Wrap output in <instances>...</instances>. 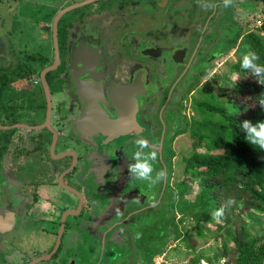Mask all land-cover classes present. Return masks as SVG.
<instances>
[{
  "label": "flooded vegetation",
  "instance_id": "af4514ba",
  "mask_svg": "<svg viewBox=\"0 0 264 264\" xmlns=\"http://www.w3.org/2000/svg\"><path fill=\"white\" fill-rule=\"evenodd\" d=\"M85 1L90 0H68L62 10ZM131 1L96 0L72 11L97 9L93 17H91L92 14L89 17L81 16L85 19L78 26L77 23L65 21L69 28L65 31L64 42L62 41L61 44L59 42L61 64L57 70L49 73L52 74V79L59 78L62 86V91L53 92L49 83L53 97L50 129H54L55 134L49 128L27 130L29 134L40 137L39 141L43 140V145L39 150L28 147V144L20 148V153L32 152V154L49 148L50 154H54L53 159L59 162L56 164L55 171L57 176L65 173L61 181L67 185V190L61 188L58 181L53 188L65 191L69 197L72 194L80 198V202L78 200L74 202L78 204L76 211L80 212L79 218H85L86 214L92 213L90 209H93V214H96L95 220L90 219L91 222H85L82 225V229L90 234L89 241L95 249L97 248V250H90L95 254L101 253L100 249H102V259L105 263L112 259L113 254L115 257L117 250H124L123 256L118 258L115 264L131 262L133 258L128 251L132 240L131 235L136 233L137 228L148 223L140 217L154 208L148 200V190H144L150 187L146 186L149 182L137 180L128 171L129 164L134 162L136 151L134 141L142 137L149 145V148L143 151L155 150L158 153L152 165L153 176L160 170L155 167L160 161L167 170V178L171 172L170 180L173 182L176 156L184 148L183 134L188 133L187 137L189 136L190 141L195 143L191 131L198 124L188 128L186 123L179 125L175 121L188 120L183 109L188 103L194 104L195 98H191V95L198 89L197 81L201 77L209 76L219 60L227 59L224 64L228 63L233 47V43L223 47L211 59L210 54L213 52L207 54L209 50L203 47V43L208 39H213L214 42L224 40L225 32L230 30L226 21L229 18L228 9L232 8L235 12L238 23L234 24L233 28H238V24L239 26L241 24L237 19L239 13V19H242L243 15H246L244 12L248 13L257 7V0L251 1L249 4L251 8L243 6L247 0H228L227 4L225 0H212L210 6L216 4L212 11L207 4L201 3V5L204 4L201 6L193 0H133L134 3ZM104 5L109 6L108 10L101 9ZM198 11L199 15H197ZM151 14L154 15L151 16ZM154 20L161 21L165 28L158 39L152 38L151 35V32L156 30L153 29ZM166 29H169L168 33ZM143 30L148 31L145 32L146 37H141ZM163 36L167 37L168 43L164 42ZM193 38L196 43L200 41L198 48L190 46ZM53 53L55 56V51ZM53 63L54 58L48 66L35 74L38 79H35L36 85L43 87L41 75ZM180 67H182L180 73L176 72ZM157 69L165 75L167 82L155 77ZM171 77L174 79L172 80ZM44 98L37 105V110L33 111L35 117L33 124L29 120L20 121L15 118L12 122L10 121L12 119L5 118L0 120L2 124L0 131L15 129L19 127L18 125L33 128L45 125L49 111L46 95ZM94 102H99L98 107L94 105ZM23 103L24 101L20 106ZM26 104L25 107H28L27 102ZM10 112L11 117H14V112ZM103 112L104 116L112 121L111 129L108 127L101 129L100 125L95 126L94 129V125L85 123V120L92 117L94 113L104 117ZM37 115L42 121L36 119ZM58 120L60 122L57 124ZM122 120L128 124L120 127L119 122ZM79 123L81 130L77 126ZM21 130L25 131L24 128ZM45 131L51 134L50 138L42 134ZM80 131L91 136L82 138ZM29 137L32 136L29 135ZM16 139L21 140V138ZM6 142L5 146L0 143V153L3 146L7 151L9 139H6ZM53 143H55L54 147ZM58 146L63 149L57 154ZM16 164L19 168L20 164ZM23 168H19L16 176L5 177V182L0 187L2 210L5 213H11L8 202L18 195L22 199L21 204L24 207L27 206L25 207L27 212L34 209L39 200H46L50 208L54 210L56 206L49 196L51 192L47 191L45 186H37L32 179L22 178ZM67 178L71 182L82 183L88 194L79 193ZM168 181H166V187ZM173 190L174 187L171 184V191ZM174 195L173 192L171 197L175 203L177 198ZM23 201L26 203L23 204ZM22 208V206L19 209L17 207L16 210L22 214ZM123 211H126L125 218L129 215L131 217L122 222V219H116V217ZM13 213L16 212L13 211ZM132 226L134 230L131 229ZM88 243L91 245L90 242ZM60 250L61 246L53 257H50L51 252H49L48 255H38L32 259H15L17 264H55L56 262V264H71V259L67 258L68 255L66 256L64 252L60 254ZM2 251L3 248L0 247L1 254ZM58 255L60 257L57 259ZM141 260H135L133 264H149ZM13 263V261L0 262V264Z\"/></svg>",
  "mask_w": 264,
  "mask_h": 264
},
{
  "label": "rangeland",
  "instance_id": "374dc122",
  "mask_svg": "<svg viewBox=\"0 0 264 264\" xmlns=\"http://www.w3.org/2000/svg\"><path fill=\"white\" fill-rule=\"evenodd\" d=\"M66 1L68 0H0V77H4L2 79L4 81L0 82H3V84H6L7 86L5 88V92H2L4 97L3 100L0 99V120L9 118L12 119L10 121L13 122V120L16 118L20 121L29 120L30 123H34L35 117L33 116V111H35L37 108V103L39 100L45 99L43 87L35 84V81L38 79L36 78L34 71L37 73L41 71V67H39L40 61H38V59L44 56L47 57L49 54V56H51L53 52V49L51 48V41L53 40L54 36L52 31L54 22L57 16L60 14V12L56 14V7L58 5L61 6L65 4ZM124 1L130 2V0ZM211 1L212 0H193V2L199 5H201V3L207 4L212 11L216 4L210 6ZM251 1L252 0H247V3L243 6L251 8L249 5L251 4ZM134 2L135 1L133 0L131 1V3ZM256 3V9L253 11H248V13L244 12L246 15H243L244 17L242 19H239V13L237 19L241 22V24L240 26L238 24V28H233L234 24L237 25L238 23L235 12L232 8L228 9L229 18H227L226 21L229 24L230 30L225 32L224 40H218L217 42H214L213 39H208L204 41L203 47L209 50L207 54L213 52L210 54L211 59L213 58L214 54L221 51L223 47L225 48L227 45L233 43L230 53V60H228L229 62L225 64L224 61L227 62V59L219 60L215 63V67L212 69L213 71L209 76L201 77L197 81L196 87L198 89L194 90L193 94L191 95V98H195L193 102L194 104L188 103L183 109V113L187 116L188 120L184 122L181 119H177L175 123L177 122L179 125L186 123L185 125L190 128L196 123L199 124L204 122L208 116L213 115V117L217 120L218 114L210 112L209 110L207 111L205 107H203L205 103H213L217 105L223 104L224 106L228 107V113L230 114V110L232 111L233 107L228 104L229 102H224V100H222V94L220 90L223 88L224 91H226V89L230 88L232 82L235 81L236 76L235 73H232V66L237 64L240 57H242L244 54V52L240 49L244 45L247 46L246 41L248 37L253 33L264 36V0H257ZM104 8L105 10H108L109 6H101V9ZM96 12L97 9H92L90 11L81 10L78 12L75 11L69 13L63 17L64 21L61 23L60 29L64 31V25H67L65 22L66 20L73 24L77 23L78 26V24L84 21L85 17H89L91 14V17H93V14ZM153 15L154 14H151V16ZM197 15H199V11ZM81 16L85 17L81 18ZM157 19L159 20V18ZM158 20H154L156 23L152 22L153 29H156L151 32V35L153 36L152 38L154 39L160 38L162 36L163 30L165 29L163 28L161 21ZM43 22H50L49 25L52 23V27L50 29L44 28ZM217 22L221 21L219 20ZM168 31L169 29H166V33H168ZM145 32L147 33L148 31L143 30V32H141V37H146L147 34ZM162 38L165 39L164 42L168 43L166 36H163ZM199 45L200 41L196 43L194 38L190 41L191 47L196 46V48H198ZM181 68L182 67H180L176 72L180 73ZM30 73L34 75L32 78ZM161 73L162 72L157 69L155 77L167 82L168 79ZM171 79L173 80L174 77H171ZM53 80H55V82L52 83ZM52 81L50 84L53 92L62 91L61 81L59 78L52 79ZM11 82H13V84ZM239 98L240 95L237 97L239 102H242V99L248 100L245 97ZM22 101H24L23 105L25 104L24 108L22 107L23 105L20 106ZM26 102L28 103V107H25ZM195 105H197V107ZM13 107L15 109H13ZM10 111L14 112V117H11ZM58 123L59 120L57 121V124ZM1 125L2 124L0 123V126ZM7 132L8 134H5ZM0 133V143H3L4 146L7 145L6 139H9V143L14 144L16 142L15 144L19 145L20 141H16V138H21L22 144H28V147H32L35 150H39L43 145V140L39 141L40 137H36V135L32 134L30 135L32 137H29L28 133H26V136L28 137H25L24 132L19 127L8 131L6 130V132L0 131ZM47 133L49 132H42L46 138H50L51 134ZM183 135L182 145L184 148L180 153L177 154L178 156H176L177 158L175 160V166L173 170V182L170 180L171 172H169L167 178V170L159 161L156 163L155 167L158 170L160 169L159 172L163 171L165 173L164 179L157 182L155 184L156 186L154 187L150 183L146 184V186L150 187L144 190H148L147 197L150 201V205L152 204L154 208H151V211L146 213L145 216L142 215L140 217L141 220L147 221L148 223L146 225L143 224V227L137 228L138 230L136 233L131 235L132 240L130 241L128 251L129 255L133 259L128 264H133L135 260L139 259H142L141 261L143 263H148L150 254L153 253V251H155L157 248L163 247L164 245L166 249L165 260L168 264H191V260L194 259L196 255L200 256L201 258L200 264H212L210 261L215 258L216 251L222 250L223 246L225 245V241L230 242L229 238L226 240L216 239L212 234V230H214V228L209 224H205L204 226V234L206 237H200L198 235V228H200L198 221L201 219L199 218L201 210L196 208V201L199 197V194H201L202 190L204 189V178L194 175L195 173H193V170H188L187 172L184 168L186 166L185 158H193L196 154L202 153L203 149H197L194 142L190 141V137H187L188 133ZM4 146L0 153V160L10 158V156L5 154L6 150ZM62 149L63 148L58 146L57 154ZM4 154L5 156L3 157ZM11 158L18 161L20 164L19 168L24 167L23 171L21 172V177L23 176L22 178L32 179L33 183H37V186L40 187L45 186L46 190L49 192L54 190L53 185H55L57 181L61 188H65L67 190V185L61 181L65 173L57 176L55 167H57L56 164L59 162L53 159L55 156L53 153L50 154L49 148L48 150H43L35 154H32V152L13 154ZM165 159L168 161L167 157ZM10 167L12 170L13 166ZM19 168L16 170V174H18ZM166 181H168L167 187ZM69 182L76 187L75 189H77L79 193L85 192L88 194L85 186H83L82 183H79V181L71 182L69 180ZM171 184L174 187V196L177 198L175 203L171 197L173 193L171 191ZM157 194L159 195L157 196ZM70 196L72 197V201L76 202V200H78L80 202V198L78 196L72 194H70ZM88 205L91 206V203L88 202ZM174 205H176V207H174ZM21 206L23 207V212L20 214L19 226L16 227V231L14 232L15 238L9 239L7 241L8 243L6 244L14 249L13 257L16 259L22 258V256L32 259L33 257L39 255L42 250L41 247L45 244L43 236L47 237L46 228L53 229L55 227V229H57L59 225H57L58 222H56V225L53 226L54 224L51 221L42 219H40L42 220L40 222V220L37 219V216L39 215L38 210L30 209L29 212H27L26 208L23 205ZM41 208L43 207L41 206ZM46 210L50 211L51 208L47 206ZM90 211L92 212L91 214H93L92 208ZM116 216L117 213L115 214V217ZM125 217L126 211H123L121 215L116 217V219H122L121 221L123 222L124 219L128 220L131 216L129 215L127 218ZM63 218L64 217H62L60 220L61 224L63 223ZM73 219L74 216L69 217L68 226L70 227L72 224V232L67 231V233H65L64 240L66 242L68 236H77L80 239L78 247L81 248L84 246L86 248L85 251L84 248L83 250L81 248L78 258L74 256V254H68V256L66 254L67 258L76 257V259H71L72 261L77 260L76 264H104L105 261L103 259L96 260L95 256H98V253L93 254L90 249L97 250V248L95 249L91 241H89L90 234L82 229V225L86 222L84 220H88L90 218ZM34 226L40 228V232H38L37 235L32 230V227ZM253 228L254 226L251 227V229ZM258 228L259 227H256V230ZM131 229L134 230L133 226ZM60 232L61 227L58 228V233L60 234ZM253 233L254 236H259L256 234V232L253 231ZM179 235L182 237H178ZM35 236L37 238L36 240H38L35 242V248H29L26 251L27 247L22 245L34 241ZM40 238L43 239L42 242L39 240ZM189 239L191 240L194 249L188 248L187 242ZM88 242H90L91 245ZM6 244L5 246L7 250L11 249ZM228 247L230 249V251H228L229 253L220 260L221 262H216L214 264H226L227 262H234V258L236 256L234 253L235 247L232 244H230ZM56 248L57 247L50 249L51 254L56 252ZM63 248L65 247L63 246L61 248L60 254L64 252ZM123 251L124 250H117L115 257L113 254L110 262L115 264V261L123 256ZM59 257L60 255H58L56 258L58 259ZM94 257L95 259H93ZM7 259L10 260L11 256L9 255L7 257L6 252H4L3 249L2 254L0 253V262L5 261L6 263L7 261L10 263V261ZM209 259L210 261H208Z\"/></svg>",
  "mask_w": 264,
  "mask_h": 264
},
{
  "label": "trees",
  "instance_id": "16d2710c",
  "mask_svg": "<svg viewBox=\"0 0 264 264\" xmlns=\"http://www.w3.org/2000/svg\"><path fill=\"white\" fill-rule=\"evenodd\" d=\"M63 21L59 23L60 44L64 42L65 31L69 28L67 24L63 26L64 31L60 29ZM246 42L247 46H242L240 50L244 54L256 52L260 59L254 63L264 64V36L253 33ZM241 60L242 57L232 66L235 81L226 91L223 88L220 90L222 100L229 102L233 107L232 111L229 114L228 107L223 104L205 103L203 107L218 114V119L213 115L208 116L192 129L194 144L197 149H203V152L193 158H185L184 169L187 172L193 170L194 175L204 178V189L196 201V208L201 210L198 235L206 237L204 226L209 224L214 228L212 234L216 239L230 240L225 241L222 250L216 251L212 261L208 260L212 264L221 262L229 253L230 244L235 247L236 256L234 262L226 264H264V150L245 139L247 129L242 127L245 121L254 126L264 122V104L261 103L264 100V85L259 83V77L252 69L241 67ZM3 78L0 77V81H4ZM47 78L48 83H51L52 74ZM5 79L7 80L6 77ZM6 87V84L0 82L2 100V92H5ZM238 95L248 100L242 99L239 102ZM220 209H223L222 214L215 215ZM256 227L259 228L256 230ZM253 231L259 236H254ZM187 246L194 249L190 239ZM164 249L165 245L153 251L148 263L152 264ZM200 260V256L196 255L190 263L200 264Z\"/></svg>",
  "mask_w": 264,
  "mask_h": 264
},
{
  "label": "crops",
  "instance_id": "0c3cea01",
  "mask_svg": "<svg viewBox=\"0 0 264 264\" xmlns=\"http://www.w3.org/2000/svg\"><path fill=\"white\" fill-rule=\"evenodd\" d=\"M64 5L65 4H63L61 6L58 5L56 7V14L59 13V12H61V10L64 7ZM49 23L50 22H46V23L43 22V27L50 29L52 27V23L50 25H49ZM52 34H53V31H52ZM53 47H54V45H53V40H52L51 41V48L53 49ZM48 56L47 57H45V56L44 57H41L43 59V61H41L39 63V67L48 66L53 61L54 53L52 52V54H51V56H49V58H48ZM41 58H39V59H41ZM33 68H34V66H33ZM33 76L34 75H31V78ZM40 102H42V101L39 100V102L37 103V105L40 104ZM26 106H27V104H26ZM35 110H37V109H35ZM36 119L42 121V119L39 117V115L36 116ZM23 132H24L25 137H28V136H26V133L29 134V131L25 130ZM29 135H31V134H29ZM16 141H20V144L19 145L18 144H15L16 142L14 144L13 143H9L8 144V147L6 148L7 151H6L5 154H7L8 156H10V158L1 159L0 160V187H2V184L5 182V177L6 176L13 177V176H16L17 175L16 174V170L18 169V167H17V164L16 163H18V161L15 160V159H13V158H11V156L13 154H17V153L20 154V151H21L20 148L22 146L24 147L25 144H22L21 140H16ZM12 162H14V163H12ZM10 166H13V169L12 170H11V167ZM15 167H16V169H14ZM43 196H44V193H43ZM49 196L53 200V202H54L53 204L56 206V208L54 210L51 209L50 211L49 210L47 211L46 210L47 209V206L50 207V204H48L46 202V200L45 201L44 200H39L38 203H37V206L34 207V210H38L39 211V215L38 216L36 215L37 216V219L38 220L42 219V220H46V221H51L54 224L53 226H55L56 225V222H58L57 225H59L58 228H60V227H62L60 220L62 219V217L64 215H66L67 216L66 229H65V231L63 233V240H62L61 248L63 246L65 247V248H63L65 255L66 254L67 255L68 254L69 255L70 254L71 255L74 254V256H76L78 258L79 257V254H80L79 251L81 250V248H82V250L84 248V251H85V248H86L84 246H82L81 248L78 247V243H79V240L80 239L77 236H73V237L68 236L67 237V235H66L67 241L65 242V240H64L65 239V233H67V231L72 232V230H71L72 224H71L70 227L68 226L69 217L72 216V215H69V214H72V213L77 214L78 213V211H76V207L78 206V204L74 203V201H72V197L71 196L69 197L68 194L65 191L58 190L56 188H54V190L51 191V195H49ZM46 197H48V194L47 193H46ZM21 201H22V199H21L20 195H18V197L14 198V199L12 198L11 201L8 202L9 205L11 206V209H10L11 213H7V212L5 213L2 210V207L0 206V247L4 249V252H6V256L7 257L9 255L11 256V259L9 261H13L14 263H16V259H15V257H13L14 249L11 248V246L7 245L6 243H8L7 241L9 239L15 238L14 232L16 231V227L19 226V220H20V212L17 211L16 208L18 207V209H19L21 207V205H22L21 204ZM25 203L26 202L23 201V204H25ZM41 206L44 208V210H43V208H41ZM25 207H27V206H25ZM40 209H42V210H40ZM13 211L16 212L19 216L16 213H13ZM75 219H79V217H75L74 216V219L73 220H75ZM42 220H40V222ZM59 221H60V223H59ZM58 228L57 229H55V227L53 229L46 228L47 237H44L43 236V239L45 241V244H44V246L41 247L42 250L39 253V255H48L49 252H50V249L56 246V244L58 242V236H59ZM28 230H30V229H28ZM32 230H33V232L36 235L38 234V232H40V228L39 227H35L34 226V227H32ZM36 239L37 238L35 236L34 241L25 243L22 246H26L27 247L26 251L29 248H35V242L38 241ZM43 239L40 238L39 240L42 242ZM5 244L7 246H9L11 249L7 250ZM100 250H101V253L98 252V256H95L96 257V260L102 259L103 250L102 249H100ZM165 250L166 249H164V251H163L162 254H166ZM14 256H16V255H14ZM81 256H82V254H81ZM76 257L75 258L73 257V258L76 259ZM95 257L93 259H95ZM26 258L27 257L22 256V258L20 260H23V259L26 260ZM73 258H70V259H73ZM20 260L18 262H20ZM87 261H85V262H87ZM76 262H77V260H76ZM105 264H112V263L110 261H107Z\"/></svg>",
  "mask_w": 264,
  "mask_h": 264
},
{
  "label": "clouds",
  "instance_id": "9594fccd",
  "mask_svg": "<svg viewBox=\"0 0 264 264\" xmlns=\"http://www.w3.org/2000/svg\"><path fill=\"white\" fill-rule=\"evenodd\" d=\"M226 4L228 0H225ZM260 57L256 52L249 51L242 55L240 61L241 67L245 69H252L253 73L259 77V83L264 85V64L254 63L259 60ZM264 104V100L261 101ZM244 129H247V135L245 139L260 150H264V122L257 125H252L250 122L245 121L242 125ZM136 151L134 153V162L129 164L128 171L137 180L148 181L150 184H156L164 179L165 173L160 171L153 176V163L158 157V153L155 150H149L144 152V149H148V142L144 138H137L134 141ZM223 212V209L218 210L215 215L219 216ZM161 256V255H160Z\"/></svg>",
  "mask_w": 264,
  "mask_h": 264
},
{
  "label": "water",
  "instance_id": "95a60500",
  "mask_svg": "<svg viewBox=\"0 0 264 264\" xmlns=\"http://www.w3.org/2000/svg\"><path fill=\"white\" fill-rule=\"evenodd\" d=\"M95 1L96 0H90V1H85V2L77 3L74 6H71V7L67 8V9L62 10L60 12V14L57 16V18H56V20L54 22V26H53V35H54L53 36V43H54L53 45H54V51H55L54 63H53L52 66H49L48 68H46L43 71L42 75H41L42 84H43V88H44V91H45V95H46V99H47V104H48V111H49L48 117H47V121H46V124L45 125H42L40 127L33 128V127L27 126V125H25V126L18 125L20 128H24L25 130H33V129L35 130L37 128H40V129H44V128H49L50 129L51 128L50 126H51V123H52V115H51V112H52V109H53V97H52V93H51V90H50V85H49L48 80H47V76H48L49 73L57 70L58 67L61 64V52H60V44H59V23L61 22V20L63 19V17L66 16L67 14H69L70 12H72V11H74L76 9L82 8V7L86 6V5H89V4H91L92 2H95ZM90 90L92 91V89H90ZM94 105L96 107H98L99 102L98 103H95ZM102 114L104 116V112ZM95 115L96 114L94 113V115L92 117H88L85 120V123L88 124V125L89 124L94 125V127H93L94 129H95V126L97 127L99 125L101 126L100 127L101 129H106L107 127L109 129L112 128L113 124L111 123L112 121H111L110 118H108L106 116L101 117L100 115H96V116ZM126 121H127V119H126ZM126 121L125 120L124 121L123 120L120 121L119 122L120 123L119 124L120 127H122L123 125H127L128 123H126ZM77 126H78L79 130H81V124L79 123ZM115 126H116V124H115ZM51 131L55 134L54 129L51 130ZM105 133L107 134V132H105ZM80 134H81L82 138H84L85 136H91L89 134L87 135V133L84 132V131H80ZM111 134H113V133H111ZM102 137H105V136H102ZM89 138H91V137H89ZM55 142H57V138L56 137H55ZM54 146H55V143H53V147ZM78 171H80V169H78ZM81 206L83 207V203L81 204ZM69 215H72V216H75V217H79L80 216V212H78L77 214L72 213V214H69ZM95 216H96V214L88 213V214L85 215V218H88L89 217L91 219V221H94L95 220ZM63 217L64 218H63V223L61 224V226H62L61 227V232H60V234L58 236V243H57V246H56L57 247L56 248V252L53 253V254H51L50 257H53L54 255H56L58 253V250H59V248L61 246V243H62V240H63V233H64L65 228H66L67 216L65 215ZM90 219L84 220V221H86V223H89V222H91V221H89ZM104 249H105V246H104ZM108 251H110V249H108ZM71 264H76V261L75 260L72 261Z\"/></svg>",
  "mask_w": 264,
  "mask_h": 264
},
{
  "label": "built area",
  "instance_id": "2783aa9c",
  "mask_svg": "<svg viewBox=\"0 0 264 264\" xmlns=\"http://www.w3.org/2000/svg\"><path fill=\"white\" fill-rule=\"evenodd\" d=\"M165 259H166V255L162 254L161 256L156 257L152 264H168Z\"/></svg>",
  "mask_w": 264,
  "mask_h": 264
}]
</instances>
